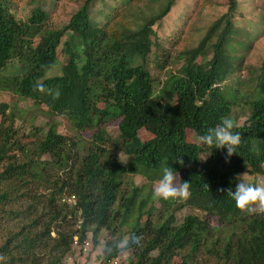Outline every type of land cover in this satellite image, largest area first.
<instances>
[{
    "label": "trees",
    "instance_id": "obj_1",
    "mask_svg": "<svg viewBox=\"0 0 264 264\" xmlns=\"http://www.w3.org/2000/svg\"><path fill=\"white\" fill-rule=\"evenodd\" d=\"M97 1L83 0L59 28L44 26L47 15L39 8L25 21H18L0 5V70L16 59L20 71L11 79L2 78L0 89L29 100L47 116H64L76 133L88 139L80 145V140L66 139L49 128L35 145L33 157L9 162L14 132L12 122L4 121L6 106L0 105V213L11 196L2 183L22 175L42 178L48 165L57 171L43 207L36 210L33 203L26 205L23 220L5 235L0 264H41L42 255L46 256L44 264H63L73 237L82 245L89 233L95 246L101 230H108L118 217L123 226L133 211L137 216L128 236L135 234L141 240L132 249L135 261L131 264H169L164 258L174 249L189 247L193 252L206 246L213 264H264V212L242 214L227 195L229 188L235 191L244 161L247 174L264 176V59L257 70L259 97L250 101L246 120L233 129L242 136L237 154L226 162V149L200 147L185 140L186 130L198 137L230 113L231 103L216 84L233 70L225 47L233 37L232 18L240 2L227 0L225 12L207 26L195 47L182 54V76L170 80L161 95L153 93L144 61L153 27L169 14L176 0H152L156 3L150 4L152 11L146 16L135 14V6L129 9L131 0H120L135 28L124 16L116 18L115 8L101 25L93 24L89 10ZM59 47L66 57L60 74L42 78L52 68ZM204 57L206 70L195 71L193 62ZM37 83L59 90V98L34 91ZM109 119L116 126L119 150L129 158L124 165L105 147L109 139L103 124ZM139 130L150 138L142 141ZM201 151L208 153L203 161L199 160ZM43 155L50 160L39 166ZM179 159L183 165L176 162ZM166 166L190 184L183 205L198 215H187L176 224L173 213L165 209L156 226L149 220L140 226L147 198H139L140 187L128 189L126 177L139 175L151 182L162 176ZM37 167L38 172L34 171ZM69 198L74 199L72 205L67 203ZM116 201L118 211L113 210ZM209 218L229 226L231 232L214 236L218 227L211 228ZM119 238L104 244L105 261L119 255ZM107 248L113 249L111 254ZM152 251L154 258L148 256Z\"/></svg>",
    "mask_w": 264,
    "mask_h": 264
},
{
    "label": "rangeland",
    "instance_id": "obj_2",
    "mask_svg": "<svg viewBox=\"0 0 264 264\" xmlns=\"http://www.w3.org/2000/svg\"><path fill=\"white\" fill-rule=\"evenodd\" d=\"M83 0H0L3 5L18 21H25L31 12L39 8L46 12L47 20L44 26L51 28L62 27L69 17L80 6ZM155 1V0H154ZM240 5L232 18L234 27L233 37L225 47L226 54L233 63V70L225 74L222 82L216 84L220 87L222 94L231 103L229 118L234 125L240 126L248 116V107L250 101L259 97L255 86L258 77V67L264 59V3L263 0H238ZM227 0H176L169 14L153 27L154 37L150 40V52L145 58V69L152 79L153 93L165 94L164 88L173 78L182 76V66L184 65L182 54L185 51L195 47L201 39L207 26L217 17L222 15L226 9ZM152 0H131L129 7L135 6V14L148 15ZM154 2L153 4H155ZM120 0H98L93 3L89 10V18L95 25H101L105 17L113 8L117 10V17L126 18L131 28H135L133 19L129 14H124V7L120 6ZM131 10V9H130ZM133 14V10H132ZM65 37L62 38V41ZM61 48L57 49L56 60L50 70L42 78H48L60 74L62 65L66 63V57L61 53ZM206 58H197L192 68L195 71L202 72L206 70ZM20 74L19 65L16 59L10 60L4 68L0 70V80L2 78H13ZM164 90V92H163ZM6 106L5 119L7 124L12 122L11 129L14 132L11 140L15 143L9 153V162L20 163L27 157H33L34 147L37 142L45 135L49 128L54 129L58 134L66 139H78L80 145L88 142L84 133H76L69 124V121L61 115L47 116L43 110L34 106L29 100L17 97L8 90L0 89V105ZM104 134L109 139L105 147L111 151L117 161L124 165L129 161L128 157L122 155L119 146L116 143L117 130L115 123L109 119L103 124ZM138 137L144 141L150 136L143 130L138 131ZM185 140L187 143H197V137L190 131H185ZM208 153L201 151L199 160L203 161ZM48 155L39 158V166L43 162L49 161ZM8 160L2 165L5 167ZM0 166V171H1ZM39 167L34 171L38 172ZM46 171L42 178H33L32 176L22 175L13 180L1 184L5 191H9L10 200L4 207V212L0 213V244L4 241L5 235L10 229L16 227L22 220V214L26 205L33 203V208L40 210L47 199L51 180L56 170ZM246 162L237 176L239 179L255 184L264 181L262 175H249L246 172ZM61 173V172H59ZM244 175V176H243ZM243 176V177H242ZM162 176H157L149 182L144 177L135 175L126 177V187H140L139 198H147V206L139 218V225L142 226L146 220L156 226L159 219L165 216L167 209L172 212L175 223L179 224L187 215H198L197 211L183 205L184 200H163L154 195V186ZM22 179V180H21ZM33 197L30 199L29 197ZM38 199V204L34 203ZM67 203L72 205L73 198H69ZM119 202L113 205V210H119ZM148 211V215L145 212ZM137 212L133 211L123 226L119 225L121 220L116 219L108 230H101L97 235V244L93 246L90 234H87L83 248L76 242L71 244L69 252L63 256V264H131L135 261L133 251L130 255H118L113 260L107 262L104 260L102 250L107 241L127 240L128 233L133 226ZM211 228L218 227L213 231L214 236L225 235L231 232L229 226L218 224L213 218L208 219ZM222 228V232L219 229ZM230 230V231H229ZM54 237V233H50ZM199 247L193 252L189 247L174 249L164 259L169 264H213L214 257L209 254V249ZM150 258L156 256L152 251L148 255ZM46 256H41V264H44Z\"/></svg>",
    "mask_w": 264,
    "mask_h": 264
},
{
    "label": "clouds",
    "instance_id": "obj_3",
    "mask_svg": "<svg viewBox=\"0 0 264 264\" xmlns=\"http://www.w3.org/2000/svg\"><path fill=\"white\" fill-rule=\"evenodd\" d=\"M33 90L49 95L53 99L59 98V90L45 88L42 83L35 84ZM234 127L232 119L224 117L215 127H211L205 134L199 135L197 143L210 149H226V162H228L234 154H237V150L242 143V136L239 132L233 131ZM176 162L183 165V160L181 159ZM162 173V177L154 186V195L166 201L186 200L190 195V184L182 182L179 174L172 167H164ZM220 191L224 190L220 189ZM227 195L235 202L236 208L242 214L251 215L257 212H264V181L251 184L239 179L236 183L235 191L229 188ZM140 240L141 237L135 234L128 236L127 241L121 239L116 245L118 254L121 256L130 255L133 247L138 245ZM106 251L111 254L113 249L107 248Z\"/></svg>",
    "mask_w": 264,
    "mask_h": 264
},
{
    "label": "built area",
    "instance_id": "obj_4",
    "mask_svg": "<svg viewBox=\"0 0 264 264\" xmlns=\"http://www.w3.org/2000/svg\"><path fill=\"white\" fill-rule=\"evenodd\" d=\"M72 243H73V244H75V243H76V237H73V241H72ZM84 244L86 245V243H83V245H84ZM80 246H81V248H83V246H82V245H80Z\"/></svg>",
    "mask_w": 264,
    "mask_h": 264
},
{
    "label": "crops",
    "instance_id": "obj_5",
    "mask_svg": "<svg viewBox=\"0 0 264 264\" xmlns=\"http://www.w3.org/2000/svg\"><path fill=\"white\" fill-rule=\"evenodd\" d=\"M250 1L252 2V0H248V1H247V4H250V3H249ZM239 2H240V1H239Z\"/></svg>",
    "mask_w": 264,
    "mask_h": 264
}]
</instances>
